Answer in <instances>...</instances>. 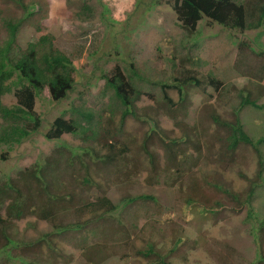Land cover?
<instances>
[{"label":"trees","instance_id":"obj_1","mask_svg":"<svg viewBox=\"0 0 264 264\" xmlns=\"http://www.w3.org/2000/svg\"><path fill=\"white\" fill-rule=\"evenodd\" d=\"M12 1L17 8L23 9V15L19 18L4 16L0 8V22L2 21V27L8 33L5 40H2L0 35V157H5V152L1 151L2 148L14 149L42 126V118L36 112L35 104L46 87L51 97L59 101L67 98L75 86L73 60L57 47L56 37L42 25L41 19L47 8L46 0ZM169 1L173 2L177 23L183 29L182 42L197 33L199 24L204 19L242 32L264 28V0ZM96 2L105 8L102 15L105 16L107 9L103 1L96 0ZM93 3L92 0H85L78 7L76 15L82 20L93 21L96 16V5ZM32 5L37 6L38 10L30 11ZM28 21L36 34L26 48L22 49L17 42L18 35ZM183 48L186 49V47ZM193 49L191 47L184 53L179 50L174 51L169 56V70L168 68L160 70L155 63H150V66L146 63L147 65L143 64L142 67L135 62H132L128 68L118 64L111 70H107L102 75L105 80L103 95L109 93L107 103L98 106V110L84 103L74 105L70 110L62 111L52 121L46 133V137L50 140L61 139L65 134L78 137L87 145L80 146L82 152H75L65 144H58L53 151L45 155L43 162L37 161L29 167L21 168L17 176L0 173V243H6L4 245L6 246L9 245L8 243L17 241L14 232L10 230L14 222L27 215L53 222L54 228L58 230L66 224L63 220L65 212H69L75 218L77 226H81L89 222L96 224L103 215L113 214L118 210L119 204L112 196H109L105 187L110 184L112 175L120 170L122 164L123 166L134 165L133 167L143 164L133 155L137 139L132 142L123 139V129L128 118L132 116L157 126L151 114L152 110L156 112L162 110L171 116L180 131L178 137L170 136V132H166L163 128H161L163 136H159L158 132V137L168 152H166V169L169 176L173 170L181 174L182 165H189L192 161L189 156L182 157L184 154L182 149L186 150L184 145L186 148L192 145V148L200 153L193 160L194 165L198 164L204 156L201 153L204 140L207 150L205 161L216 167L209 176L208 174L198 176L196 172L189 176L190 182L183 197L190 210L199 216L193 214L201 219L216 217L219 210L229 207L226 204L227 201L222 200L225 195L232 196L236 209H243L246 206L250 209L249 215L241 221L238 229L248 228V224H251L252 231L258 230L256 240L261 239L262 243L264 242V220L259 221L252 209V200L257 187L264 184V158L258 146L264 143V137L255 140L245 130L238 110V106L244 105L264 108L260 102L264 97L263 52L257 53L248 42L242 41L239 43L233 66L229 68L231 73L219 68L205 72L199 67L201 57L193 54ZM13 51L17 56L13 54ZM241 73L251 79L249 84L240 90L237 89L235 97L239 102H236L233 110L225 111L231 112L232 119L218 113L214 104H208L203 106V109L207 111L206 117H201L199 121L192 124L187 121L189 106L194 102L192 91L197 88L210 99H214L215 92L209 90L210 87H214L216 93H219L217 101L224 107L223 102H228L224 97L235 90V85L230 79ZM173 89L178 91V98L171 94ZM8 93H14L17 98V103L13 106L3 102V96ZM144 95H149L156 100L157 106L139 108L138 103ZM230 98L233 99L234 96ZM208 117L212 118L217 125L216 134H210L208 127L203 124ZM116 118L120 119L119 122H116ZM151 137L152 135L147 132L142 143L144 148L147 149ZM217 143L220 145L218 155L214 148ZM239 144L253 145L258 150L259 168L248 177L252 184L246 192L232 194L234 191L227 185L231 181L226 178V173L230 167L237 164L236 155ZM152 164L156 171L157 162L154 158H152ZM243 165L248 167L246 163ZM126 171L129 172L125 175L130 176L135 170L127 168ZM184 175H189L187 169ZM113 181L119 182L117 179ZM127 182L131 185V177ZM89 191H94V194H89ZM123 194L121 200L126 202L125 213L130 212L132 203L138 199L153 197L144 194L140 196ZM218 194H221V197ZM235 205L231 207L234 208ZM143 215L149 216V213L144 212ZM82 216H86L88 221L82 223ZM148 221L147 226L153 229L158 228L154 222ZM130 224L131 221L128 220L122 227L124 232L129 231ZM161 233L162 231L158 229L155 234L151 232L149 237L144 236L147 248H136L137 252L150 259L147 264L159 262L178 264L168 258L167 255L170 252L166 253L162 247L157 246L156 239ZM179 233L177 237L187 240L184 232ZM60 234L62 235L60 239H54L49 233H45L43 238L38 240H22L25 247L22 248V253L15 255V258L23 259L20 264L28 261H30L29 264H46L58 259L59 255L65 256L61 241L69 239L70 230L64 229ZM125 236L123 233L119 239L123 240ZM112 237L116 238V234L112 233V230L104 229L105 242L111 241ZM197 242L202 244L200 249L203 248L212 253L218 264L234 263V248L231 244L221 242L217 237L208 236L203 233V230L198 241L194 243L193 252L198 248ZM172 247L173 251H176L180 247L179 240ZM86 254L92 261V254ZM259 254L257 264H264V255L261 252ZM106 257H101L100 261ZM257 261L254 263L245 261V263L256 264ZM93 262L96 264L97 261ZM196 263L202 264L201 259L198 258Z\"/></svg>","mask_w":264,"mask_h":264},{"label":"rangeland","instance_id":"obj_2","mask_svg":"<svg viewBox=\"0 0 264 264\" xmlns=\"http://www.w3.org/2000/svg\"><path fill=\"white\" fill-rule=\"evenodd\" d=\"M84 1L46 0L47 8L44 17L41 19L42 25L45 30L56 37L57 47L73 60L75 67L74 90L69 92L67 98L59 101L51 97L47 87L42 91L35 104V110L42 118V126L14 149L10 150L6 147L1 149L5 152V157H0L1 174L17 176L18 170L21 168L29 167L37 161L43 162L45 155L51 150L53 151L58 144H65L75 152H82L80 146L87 145L78 137L65 134L61 139L50 140L46 137V133L52 121L62 111L70 110L74 105L84 103L87 106L96 107L97 110L101 104L105 105L109 93L103 95L102 89L105 80L102 75L118 64L123 68H128L132 62L139 63L142 67L143 64L147 65L146 63L148 66L150 63H155L158 69L168 68L169 70V56L174 51L179 50L184 53L193 47V54H198L201 57L199 67L203 71L207 72L213 68H219L231 73L229 68H232L237 57L240 42H248L257 53L263 52L264 55V28L242 32L225 28L218 23H210L204 19L200 22L197 33L182 42L183 29L177 23V16L172 6L173 2L170 3L169 0H102L107 9L105 16H102L105 9L103 5L92 0L95 3L93 4L96 5V16L93 21L82 20L76 15L78 7ZM30 7L32 12L38 10L37 6L32 5ZM0 8L3 10L4 16L19 18L23 15V9L17 8L12 0H1ZM30 24L29 21L26 22L18 35L17 42L22 49L26 48L36 34L32 24ZM0 35L2 40H5L8 35L2 27V21L0 22ZM13 54L17 56L14 51ZM250 79V77H245L243 73L234 75L230 79L235 85V90L224 97L228 100V102H223L224 107L218 103L219 93H216L214 87L209 89L211 92H215L214 99H210L196 88L195 91H192L194 102L189 106L187 121L192 124L199 121L201 117H206L207 111L203 109V106L208 104H214L218 113H222L225 118L232 119L231 112L225 111L233 110L236 102H239L235 97L237 89L240 90L249 84ZM171 94L178 98L177 90L173 89ZM231 96L234 98L231 99ZM2 99L8 106L17 103L14 93L6 94ZM260 102L264 105V97ZM138 106L139 108L147 106L155 108L157 103L149 95H144ZM238 110L245 130L255 140L264 137V108L259 109L251 105H244L238 106ZM151 114L154 116L157 126L132 116L128 118L123 129V139L131 142L137 139L133 155L143 164L137 167H133L134 165L123 166L122 164L120 170L112 175L110 184L105 187L109 196H112L115 202L119 204L118 210L113 214L103 215V218L98 219L96 224L89 222L81 226H77L75 218L69 212H65L63 220L66 221V224L58 230L54 228L53 222L40 219L34 215H27L14 222L10 230L14 232L17 241L8 243L9 245L6 246H4L6 243H0V264H6V254L14 257L16 254L22 253V248L25 247L22 240H38L43 238L45 233H49L54 239H60L62 235L59 233L64 229L70 230L69 239L66 238L61 241L65 250L62 252L65 256L59 255L58 259L46 264H94L93 261H97L96 264H147L150 259L137 252L136 248L146 249L144 236L147 238L151 232L155 234L158 229L162 233L156 239L157 246L162 247L166 253L170 252L168 258L178 264H195L198 258L201 259L202 264H218L212 253L199 248L202 244L198 242L196 253L193 252L194 243L198 241L201 230L208 236L217 237L221 242L233 246L235 258L233 264H246L245 261L254 263L260 257V252L264 255V242L262 243L261 239L256 240L258 230L252 231L251 224H248V228L238 229L241 221L249 215L250 209L247 206L243 209H236L235 200L232 199V196L225 195L222 200L227 201L226 204L229 207L227 209L222 208L217 212L216 217L212 216L213 218L210 219L197 218L196 216L199 214L190 210V207L185 204L183 194L187 191L190 182L189 176H192L194 172L198 176L205 174L209 176L216 167L211 163L207 164L205 161L207 150L204 146V140L201 152L204 156L198 161V164L194 165L193 160L200 153L195 151L192 145H189L188 148L184 145L186 150L182 149L184 152L182 157L184 158V155L189 156L192 161L189 165H182L181 174L173 170L169 176L166 169L167 150L158 137V132L159 136L162 135L161 128H163L166 132H172L169 133L170 136L178 137L180 131L173 118L164 111L152 110ZM119 120L116 118V122ZM212 120L208 117L203 124L208 127L210 134H216L217 125ZM147 132L152 137L146 149L142 143ZM212 139L214 140V137ZM219 146L218 143L214 146L217 155L219 154ZM258 146L262 158H264V143ZM237 153V164L230 167L226 173V178L231 181L227 185L234 191L232 194L246 192L252 184L248 177L252 176L259 168L260 154L253 145L239 144ZM152 158L157 162L156 171L153 168ZM243 163H246L248 167L244 166ZM127 168L135 170L132 175H125L129 172L126 171ZM186 169L188 176L184 175ZM96 176L98 178V175ZM129 177H131V185L127 182ZM114 179L119 180V182L114 183ZM123 193L132 194V196L144 194L153 197L138 199L132 203L130 212L125 213L126 202L121 200ZM89 194L93 195L94 191H89ZM218 196L221 197V194ZM252 204L256 217L259 221H263L264 184L257 187ZM231 205H235V207L232 208ZM144 212L149 213V216L143 215ZM81 220L82 223L88 221L86 216H82ZM128 220L131 221L129 231L124 232L122 227L127 224ZM148 220L154 222L158 228L153 229L147 226ZM106 228L109 231L112 230V233L116 234V238L112 237L111 241L105 242L104 229ZM179 232H184L187 240L177 237ZM123 233L126 236L120 240L119 238ZM195 239L197 240L195 241ZM177 240L180 242V247L173 251L172 246ZM92 244L104 245L107 251L106 259L100 261L96 258V251L90 248ZM86 253L92 254V261L89 260ZM22 261L21 258L12 260L14 264H20ZM29 262L25 264H29ZM10 263L9 260L8 264ZM158 264L162 263L159 262Z\"/></svg>","mask_w":264,"mask_h":264},{"label":"clouds","instance_id":"obj_3","mask_svg":"<svg viewBox=\"0 0 264 264\" xmlns=\"http://www.w3.org/2000/svg\"><path fill=\"white\" fill-rule=\"evenodd\" d=\"M3 213H4V209H3V211H2ZM26 217V216H25ZM24 218V217H23ZM22 218V219H23ZM90 248L92 249V250H95L96 251V258L97 259H100L101 257H104V256H107V251L105 250V247H104V245H94V244H92L91 246H90ZM7 256H6V260H5V262H7L8 263V261H9V259H10V261H12L13 259H15V260H17L18 258H15V256L13 257L12 255H10V254H6ZM168 256V255H167ZM170 257V256H169ZM170 259V258H169ZM14 263V262H13Z\"/></svg>","mask_w":264,"mask_h":264}]
</instances>
